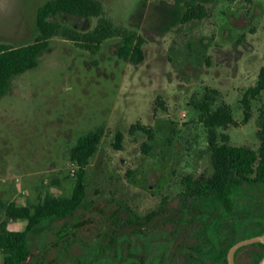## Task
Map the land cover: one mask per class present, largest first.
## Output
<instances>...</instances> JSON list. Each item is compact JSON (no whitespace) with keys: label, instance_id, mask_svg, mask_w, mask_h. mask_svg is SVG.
<instances>
[{"label":"rangeland","instance_id":"374dc122","mask_svg":"<svg viewBox=\"0 0 264 264\" xmlns=\"http://www.w3.org/2000/svg\"><path fill=\"white\" fill-rule=\"evenodd\" d=\"M45 1L0 0V44L34 41L37 8ZM101 2L108 18L145 38L143 59L121 57L119 36L90 52L56 35L36 66L10 79L0 97V225L5 221L8 229H23L26 220L7 218L2 203L71 194L77 165L68 150L83 133L102 131L85 167V200L107 199L144 213L163 196L171 200L188 175L212 172L199 120L204 86L217 88L234 117L242 118L239 99L264 64V0ZM187 2L200 3L206 15L183 19ZM53 18L79 30L97 21L67 13ZM263 101L264 89L252 99L248 122L225 130L231 144L257 148ZM225 213L237 219V236L253 234L257 224L241 227L264 223V191L248 189Z\"/></svg>","mask_w":264,"mask_h":264},{"label":"trees","instance_id":"16d2710c","mask_svg":"<svg viewBox=\"0 0 264 264\" xmlns=\"http://www.w3.org/2000/svg\"><path fill=\"white\" fill-rule=\"evenodd\" d=\"M183 19H198L206 15L200 3L187 2ZM59 13H67L83 18L96 17L93 28L79 30L53 17ZM37 35L34 41L20 44H0V97L5 93L10 79L25 70L37 65L38 57L48 46L51 37L59 35L73 40L77 45L90 52L97 51L102 42L113 36H119L121 43L117 48L121 57L138 63L143 59L145 38L134 29L115 23L105 14L101 0H47L37 8ZM264 89V64L259 68L254 85L248 86L239 101L242 118L237 120L232 108L217 88L204 86L202 100L199 105V120L202 123L207 141L212 175L204 181L191 180L195 183L193 192L197 197L218 199L223 209L230 211L239 203L248 189L264 191V101L258 108L257 148L248 145H236L229 142V133L225 130L240 123H246L252 116V99ZM137 126L149 133L148 127ZM101 129H94L78 136L68 150L69 159L77 165L72 192L69 196H57L47 193L43 200L33 204H18L14 201L2 203L5 215L10 219H25L23 229L11 230L4 221L0 225V250L5 253L7 264H16L24 259L29 251L30 231L39 222L63 217L69 214L86 197L85 167L97 149L101 137ZM121 132H116V141L120 142ZM114 145L119 146L117 143ZM148 147V145L145 143ZM254 185H251V184ZM237 238H233L234 242ZM228 245L222 249V256Z\"/></svg>","mask_w":264,"mask_h":264},{"label":"flooded vegetation","instance_id":"af4514ba","mask_svg":"<svg viewBox=\"0 0 264 264\" xmlns=\"http://www.w3.org/2000/svg\"><path fill=\"white\" fill-rule=\"evenodd\" d=\"M211 175L188 177L196 183ZM187 180L171 200L163 196L144 213L107 199L84 200L66 216L41 221L30 231L28 254L16 264H229V246L246 236H237V219L223 218L220 200L198 198ZM254 221L243 222L242 229L257 224L247 237L264 233L263 221ZM4 256L0 264H7ZM263 256L264 242L255 241L239 246L233 259L257 264Z\"/></svg>","mask_w":264,"mask_h":264},{"label":"water","instance_id":"95a60500","mask_svg":"<svg viewBox=\"0 0 264 264\" xmlns=\"http://www.w3.org/2000/svg\"><path fill=\"white\" fill-rule=\"evenodd\" d=\"M255 241H263L264 242V233L263 234H257V235H253L250 237H246L243 239H240L236 242H234L233 244H231L227 250V261L229 264H234V259H233V255H234V251L241 245H245L248 243H252ZM264 263V256L258 261L257 264H263Z\"/></svg>","mask_w":264,"mask_h":264},{"label":"crops","instance_id":"0c3cea01","mask_svg":"<svg viewBox=\"0 0 264 264\" xmlns=\"http://www.w3.org/2000/svg\"><path fill=\"white\" fill-rule=\"evenodd\" d=\"M19 230H20V229H19ZM4 254H5V253L3 252V253H2V258H3V256H4Z\"/></svg>","mask_w":264,"mask_h":264}]
</instances>
